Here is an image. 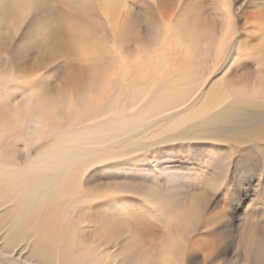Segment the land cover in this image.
I'll return each mask as SVG.
<instances>
[{
	"label": "bare ground",
	"instance_id": "1",
	"mask_svg": "<svg viewBox=\"0 0 264 264\" xmlns=\"http://www.w3.org/2000/svg\"><path fill=\"white\" fill-rule=\"evenodd\" d=\"M10 2L0 0V82L23 79L18 71H31L37 60L47 65L58 56V50L40 48V43L61 27L67 33L65 48L81 39L88 40L92 45L111 48L122 56L124 64L119 69L121 84L102 113L107 122L97 113H92L90 120L72 118L60 125L44 146L36 144L38 136L31 135L18 142L0 141V264H151L153 256L159 257L158 264H162L166 255L173 256L174 264H201V260L208 264L212 249L201 254L196 250L195 229L191 234L186 231L192 221L191 212L170 227H162L157 241L150 239L139 249H117L115 242L123 232L105 235L103 229L88 230L90 214L84 210L88 201L80 177L101 158H121V163L96 173L93 181L137 178L142 175L137 167L142 162L189 163L195 180L202 186L214 185L206 187L213 203L204 220L206 228L214 229L201 234L200 247H216L221 260L215 264H221L225 256L229 264H262L264 223L255 216L257 208L252 209L251 217H244L243 247L239 241L233 246V214L238 217L247 201L248 208L254 195L248 188L257 186L258 148L255 142L240 146L229 142L259 138L264 129V112L258 105L233 100L231 85L225 86L224 75L209 83L213 71L208 67L213 64V69L215 64L214 52L209 59L210 42L215 39L219 43L225 32L236 30L234 16L227 12L228 3L160 0L161 7L153 19L148 7L142 11L133 7L143 0H47L49 7L46 0H38L33 17L23 31L19 29L22 33L16 40L22 21L20 15H6L4 5ZM214 4L225 14L221 15ZM209 6L213 14H208ZM141 33L145 43L151 45L150 52L139 44H128L126 37H139ZM202 36L208 39L197 47ZM247 43L244 38L230 45L224 64L231 65L234 52L239 54ZM238 70L239 66L232 69ZM59 75L58 70L46 71L30 82L13 81L0 86V106L15 105L6 120L2 115L4 108H0V132L15 127L20 112L31 110V98L23 100L21 107L15 102L18 97L30 90L54 88ZM137 78L140 82L133 87L132 81ZM253 79V87L259 88L261 77L257 74ZM87 87H98L102 101L108 99L95 81H89ZM75 98L76 94L69 92L60 103L67 109ZM130 108L137 112L144 109L133 124L126 120ZM184 108L187 111L177 121L204 119L190 126L183 136L207 137L220 143L195 148L169 146L160 152L152 151L147 161V151L131 160L122 159L165 138L172 129L168 123H158V118L164 112ZM58 113L59 106L41 113L37 131L43 134L47 121L57 119ZM225 167L227 172L219 176L217 170ZM257 204L264 208V195H258ZM206 206L198 203L195 208L203 211ZM95 207L102 213L115 204L105 201ZM217 210L220 215L211 214Z\"/></svg>",
	"mask_w": 264,
	"mask_h": 264
},
{
	"label": "snow or ice",
	"instance_id": "2",
	"mask_svg": "<svg viewBox=\"0 0 264 264\" xmlns=\"http://www.w3.org/2000/svg\"><path fill=\"white\" fill-rule=\"evenodd\" d=\"M228 3L227 12L235 14L236 30L225 32L219 43L213 39L208 49L209 59L213 58L215 53V64L212 69L213 74L209 80L217 79L221 75L226 77L225 86L229 87V92L233 100L250 102L258 105L261 112H264V0H225ZM207 4L208 0H202ZM46 5L49 4L46 0ZM217 11L224 15V11L220 9L218 4H214ZM38 7V0H11L10 3L4 5V11L9 17L21 16V23L18 25L16 40L28 25ZM134 8L142 11L145 7L151 9L149 12L155 19V13L161 7L160 0H143V2L134 4ZM26 9L22 12L21 10ZM184 9H182L183 11ZM237 13H240L238 16ZM246 13V15H245ZM19 29H22L20 31ZM124 34H121V38ZM67 33L64 28L50 35L47 41L41 40L40 48L49 47L60 54L52 59L47 65L37 62L28 71H18L23 79H6L0 82L3 86L9 82H30L38 79L46 71L58 70L59 78L55 87L47 91L34 89L27 91L23 97H18L16 105L23 107V100L31 98L33 101L30 111H22L18 114L15 127L9 128L7 131L0 132V141L23 139L29 135L38 136L36 144L44 146L53 139V133L62 124H65L72 118L90 120L92 113L101 114V118L106 122L107 117L102 113L107 111L109 105L114 98L116 89L120 86L119 69L123 66L122 56L118 55L109 47L100 45H92L88 40L81 39L77 44L64 47V41ZM128 44H139L151 51V45L146 44L143 39V33L139 37L128 36ZM247 38V45L241 49L239 54L234 52V60L231 65H225V57L229 46L237 40ZM208 39L202 36L199 42ZM15 40V41H16ZM128 49H126L127 51ZM36 55V54H35ZM239 66V70L233 72L232 69ZM261 77V86L254 88V77ZM89 81H95L97 85L103 88V93L107 94L108 99L102 101V93L98 87H87ZM140 82V79H134L132 86ZM73 92L76 98L73 106L65 109L60 103L63 99ZM151 103V101H149ZM59 106L58 118L47 121V127L44 133L40 134L37 130L41 127L39 120L42 119L41 113L50 112ZM222 106L223 107H226ZM144 107H147L145 105ZM4 108L3 119L15 110V105L11 103ZM144 109L141 108L140 112ZM187 108L173 109L172 112H164L163 116L158 118V123L170 124L171 131L166 133L165 138H161L154 142L145 150L135 155L124 157L122 159L131 160L141 156L145 151L149 153L144 159H151L152 151H163L165 147L181 146V147H199L203 145L216 144L207 137H185V133L190 126H194L199 120H188L186 122L177 121V117L183 115ZM219 111V110H217ZM131 114L126 116L129 124H133L139 117L140 112L130 108ZM211 114H208V118ZM173 122V123H170ZM256 143L258 148L259 167L257 169V186L253 188V199L249 201L248 208L240 212L236 219V233L233 240V246L239 241L243 247L244 240L241 236V226L245 223L244 217L253 215L252 209L257 208L255 216L261 223H264V208H259L257 204L258 195H264V129L261 130L259 138H253L247 141H233L229 145H244ZM226 145V146H229ZM19 146V143H18ZM121 163L118 159H99L90 169L80 177V183L86 194L87 203L85 211L90 214V223L86 228L91 232H100L104 230L105 235H119L123 232V236H119L116 240V246L119 251H127L132 248L139 249L147 245L149 240L157 241L161 236L162 227H170L176 221L190 212L192 213L191 224L188 225L186 231L191 234L195 229L194 239L198 243L196 250L201 254L212 249L208 256V264H215L216 260H221L216 247L209 246L201 248L199 244L202 233L214 228H206L204 220L211 212L213 198L209 196L206 187H213L210 184L202 186L192 177L189 163L169 164L167 162L154 161L151 163H140L137 167L142 173L137 178L132 177H110L107 179L92 180V177L108 168L110 165ZM226 165L230 166L226 161ZM228 168L218 169L217 174L224 176ZM105 201H112L115 207L108 209L106 212L98 213L96 205ZM198 203L206 204V208L200 211L195 208ZM211 214L220 215V210ZM228 219V217H226ZM208 223H211L209 220ZM231 254V253H229ZM174 255V254H173ZM160 258L153 256L151 264H158ZM162 264H174L173 256L166 255L163 257ZM202 264V260H201ZM221 264H229V259L225 256ZM264 264V261H262Z\"/></svg>",
	"mask_w": 264,
	"mask_h": 264
},
{
	"label": "rangeland",
	"instance_id": "3",
	"mask_svg": "<svg viewBox=\"0 0 264 264\" xmlns=\"http://www.w3.org/2000/svg\"><path fill=\"white\" fill-rule=\"evenodd\" d=\"M226 5V4H225ZM209 8L211 9V7L209 6V7H207V12H208V14H213V12L214 11H210L209 10ZM237 15L239 16V13H237ZM233 16H234V24H235V27H236V17H235V14H233ZM214 55H215V53H214ZM213 65V64H212ZM212 65H210V67H208L209 68V70L211 69L212 70ZM210 70V71H211ZM184 73H185V71H184ZM209 74V73H208ZM185 75H186V73H185ZM205 75H207V72H205ZM246 184V183H245ZM247 188H248V186H246ZM241 188V187H240ZM252 188V189H251ZM249 189V193L251 194V195H253V186H251L250 188H248ZM253 197V196H252ZM247 203H248V201L246 202V204L244 205V206H242L243 207V209H246L247 208ZM242 209V210H243Z\"/></svg>",
	"mask_w": 264,
	"mask_h": 264
}]
</instances>
